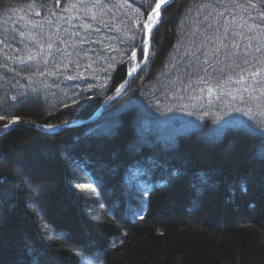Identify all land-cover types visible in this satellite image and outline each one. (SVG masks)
I'll return each mask as SVG.
<instances>
[{
  "label": "trees",
  "instance_id": "obj_1",
  "mask_svg": "<svg viewBox=\"0 0 264 264\" xmlns=\"http://www.w3.org/2000/svg\"><path fill=\"white\" fill-rule=\"evenodd\" d=\"M156 2L103 0V9L98 10L103 15L97 20L83 14L80 0H10L0 5V23L7 26V30L0 26L4 41L0 43V83L7 87L5 97H17L15 102L9 100L7 105L12 106L0 110L4 117L0 126L14 118L43 127L91 116L125 80L133 63L129 56L138 51L144 39L143 23ZM216 4L217 0H174L166 5L151 35L146 63L94 121L56 132L16 124L0 135L3 154L40 141L65 144L73 135L85 133L78 141L88 143L90 151L100 144L97 141L103 140L105 147L114 139L121 143L118 156L102 158L105 163L116 165L119 159H128L126 147L134 144L127 171L137 160L142 165L155 160L158 165L145 177L150 190L140 198L134 218L138 221L131 224L132 211H126L120 226L97 207L96 198L95 206H90L83 185L81 189L73 185L70 168L64 164L60 165L61 184L50 194L43 218L33 210L37 198L9 172V181L16 186L7 188L13 195L0 197V264H264L260 238V232L264 235V159L257 156L264 145V74H245L240 79L231 73L228 81L224 66L231 61L223 49L216 52L220 42L208 27L215 23L210 13ZM191 8L196 16L189 17L184 30H196L190 47L180 48L167 78L159 81L180 40L174 26ZM29 55L35 59L29 61ZM142 58L139 53L138 59ZM208 64L222 70L223 78L214 73L213 81L200 71ZM201 77L208 83H201ZM32 104L43 109L30 111ZM134 117L140 119L131 128ZM89 129L97 131L89 135ZM102 161L91 158L82 167L93 169ZM172 170L179 174L170 177ZM196 173L209 178L199 189L200 208H187L195 211L194 222L177 220L185 209L179 208L180 200ZM259 177L263 182L243 191L250 196L239 197L241 183L248 185L250 178ZM0 178V188L5 187L9 181L5 175ZM212 178L221 188L208 194ZM137 186L141 191L142 185ZM229 187L238 189L233 198ZM231 202L234 210L227 206ZM235 211L251 215V225L234 227Z\"/></svg>",
  "mask_w": 264,
  "mask_h": 264
},
{
  "label": "rangeland",
  "instance_id": "obj_2",
  "mask_svg": "<svg viewBox=\"0 0 264 264\" xmlns=\"http://www.w3.org/2000/svg\"><path fill=\"white\" fill-rule=\"evenodd\" d=\"M10 0H0V5H5ZM190 16H196L195 11L191 8L187 10L185 15L176 23L174 26V30H176L180 35V40L178 44L176 45L173 53L171 54L169 61L165 65V67L162 69L160 75H159V81H163L165 78H167L169 72L171 71L172 65L171 64L175 58L177 52L180 50V48H187L190 47V40L191 36L195 35L196 30H191L185 33V24L188 21ZM0 26L2 29L7 30V26L5 23H0ZM188 33L190 35H188ZM8 90L7 87H5V84L0 83V97H5ZM19 94H24L23 89L18 90ZM14 103H10L9 105H13ZM9 105H4V107H8ZM3 107V106H2ZM30 111H38L42 110L41 105H30L28 107ZM140 118L137 117L134 121L131 122V128L135 127L136 122ZM117 121V120H116ZM123 127L124 125L121 124ZM49 130V129H48ZM85 133L73 135L71 139L63 144H47L44 141L40 142H34V143H28L26 144L23 149L19 151L12 152L10 154H3L0 149V176L5 175V178L9 181L8 173L15 175L17 178L21 179L22 185L26 189L28 193L32 197L35 196L37 198V204L33 205V210L41 217L43 218L45 214V208L48 205V198H50V194L55 193L61 184V172H60V165L64 164L66 165L70 172L71 178L73 179V185L75 187H79L81 189V185L92 183L93 189H82L83 191H86L88 195H84L85 197H89L91 200V207H94L93 204L95 200H97L98 204L97 207L101 209L107 216L112 218L114 222H116V225H122L120 222V219H124L125 214L127 215V212H131L130 217V223L134 224V220L138 221L136 218L137 215H133V213H137L140 210L141 207V199L139 197L140 188L137 185H131L128 182V177L130 175V172L127 171V166L132 162V157L130 156L132 150V144L129 147H126V151L129 153L128 159L126 160H120L117 161L116 165H112V163H105V161H102L101 159H110L113 158L117 154V151H119L122 146L121 143L118 141H115L117 139H114L117 137L118 132L113 135L114 140H112V144H110V147L104 145L103 140L97 141L100 142L99 145H93L90 148L88 147V143L85 145L78 141L80 137H83ZM101 140V139H99ZM110 139L107 141L109 142ZM135 143V142H134ZM226 144V142L224 143ZM215 146V144H213ZM217 145H220L217 144ZM73 146V147H72ZM221 146V145H220ZM229 146V145H228ZM227 145L225 146V152L230 148ZM109 147V148H108ZM104 148L106 149V156H102L104 154ZM93 152V153H89ZM133 152V151H132ZM118 156V154H117ZM116 156V157H117ZM95 159L97 161H102V163L98 164L95 168L91 169V167L83 166L82 164H87L88 159ZM106 159V160H107ZM112 160V159H111ZM118 160V159H117ZM92 163V162H91ZM97 164V163H96ZM71 170V171H70ZM159 169L155 170L154 173H157ZM150 179L154 180V175ZM159 176V174H158ZM209 179V178H207ZM250 178L249 183L246 186L248 187V191H250V188H252V185H255L257 182L259 183L260 179H263L262 177L256 178ZM208 181V180H207ZM211 182V189H209L208 194H215V190H218L221 188L219 184H214L213 181H215V178H212ZM241 182V177H238L237 182L239 184ZM247 182V181H246ZM216 183V182H215ZM5 187L0 188V197L5 198L7 195H13V191L7 189L8 186L14 185L16 186V183L13 182L11 184V181L5 183ZM11 186V187H12ZM189 186V185H188ZM230 188V187H229ZM119 194L118 192L121 191ZM125 190V191H124ZM187 191L183 193V197L181 201V205H179V208L183 207V211L176 217L177 220H182L185 218H189V222H194L193 220V214L194 212L190 211L187 208H194L195 210L199 209L201 204V199H203V196L199 197L198 194H200L199 190L193 189L192 186L187 187ZM192 191L191 193L189 192ZM241 190V188H239ZM195 191V195L192 194ZM238 191L237 187L236 189L230 188V198L234 197V193ZM124 196H120L124 194ZM187 193L186 198H184L185 194ZM197 193V194H196ZM243 195L238 193L239 197H246L248 198L250 195L245 192H243ZM206 194V195H208ZM118 196H120L118 198ZM229 196V195H228ZM96 198L95 200H93ZM226 198V197H225ZM125 201V203H124ZM234 202V201H233ZM231 202L229 203L228 208L235 209V204ZM127 203V204H126ZM104 204V205H103ZM107 206H106V205ZM125 207H124V206ZM124 207V208H123ZM198 207V208H197ZM249 210V208H247ZM125 212V214L123 213ZM251 214L253 211H249ZM99 214V213H97ZM191 216V218H190ZM251 215H242L240 211H235L233 214V220L232 225L234 227L237 226H249L251 225L250 221ZM51 231L54 232L53 229ZM56 234V233H54ZM60 234V233H59ZM62 234V233H61ZM260 238L264 241V235L260 232ZM61 237V236H59ZM99 254V253H98Z\"/></svg>",
  "mask_w": 264,
  "mask_h": 264
},
{
  "label": "snow or ice",
  "instance_id": "obj_3",
  "mask_svg": "<svg viewBox=\"0 0 264 264\" xmlns=\"http://www.w3.org/2000/svg\"><path fill=\"white\" fill-rule=\"evenodd\" d=\"M80 3L83 5V14L90 16L91 19L97 20L98 17L103 15V0H80ZM161 4L157 3L155 8L152 9V12L148 15L147 20L143 23V28L145 30V38L141 40L140 47L138 49L140 55L147 59L148 52L146 49L150 47V37L152 27L155 25L156 21L160 15ZM223 9V11H220ZM210 15L215 19L214 24H209L208 27L216 33L215 39H218L220 44L216 48V52H221L223 49V55L229 59L231 62L226 64L224 67L228 70V81L232 80L231 73H235L236 76L243 79L245 74L249 76H261L264 74V0H217L216 6L213 8ZM231 17V19H229ZM208 17H205L207 19ZM103 23V20H100ZM137 25H140V22L137 21ZM89 27H91L89 25ZM105 27H108L105 25ZM97 32L100 31L99 28L96 29ZM14 38V37H13ZM135 39V37H132ZM3 40H0V43H3ZM88 41L82 40L81 43H87ZM51 48V45H49ZM60 51V49H57ZM51 55V53H48ZM11 59V57H9ZM35 59L34 56L29 55L28 60L31 61ZM129 59L135 61L137 59L136 51H132ZM23 63V61H21ZM79 67V65H77ZM212 69V73H209V69ZM249 69H256V71H249ZM136 69L133 68L129 72V75L132 74ZM195 70V69H194ZM200 71L208 73L209 79L216 81L217 77L213 75L214 73L219 74V78H223L224 72L218 68H214L212 64H208L207 67H202ZM68 79H73V77H68ZM201 83L207 84L208 80L204 77H201ZM217 87L221 85L217 83ZM124 87L121 84L117 89V93ZM213 91L209 87V92ZM255 91V89H253ZM112 99V97H109ZM9 100L15 102L17 101L16 96L12 97H0V110L3 109L2 106L9 103ZM75 102V101H73ZM68 105H65L67 107ZM0 119H4L3 116H0ZM18 118H14L15 122ZM63 123L67 124V121ZM8 124H5L3 127L8 128ZM50 128H56L58 125L45 126ZM259 127V125L257 126ZM97 129H89V135L94 134ZM262 135H264V128L261 129ZM257 156L261 159H264V145L257 151ZM155 160L150 162V165H142L139 160L135 164L129 166L130 175L128 177V182L131 185H142L141 191L139 192V197L142 199L146 194L147 190V180L145 177L149 175V172L152 168L157 167ZM141 168H144L145 171L141 172ZM179 173L176 170H172L168 173L170 177H175ZM2 179V178H0ZM166 182V180H165ZM207 183V178L199 173L193 175L192 187L195 190H199L200 187ZM84 188L93 189V184L88 183L83 185ZM242 191H247L246 184L243 182L240 185ZM141 210H143L141 208ZM133 215H136L134 212ZM143 219V216L139 217ZM81 260H85L80 253H77ZM91 264V262H87Z\"/></svg>",
  "mask_w": 264,
  "mask_h": 264
},
{
  "label": "water",
  "instance_id": "obj_4",
  "mask_svg": "<svg viewBox=\"0 0 264 264\" xmlns=\"http://www.w3.org/2000/svg\"><path fill=\"white\" fill-rule=\"evenodd\" d=\"M171 1H173V0H164V1H162L160 4H161V7H160V10H161V8L163 7V6H165L166 4H168V3H170ZM157 22H158V20H157ZM156 22V23H157ZM156 25V24H155ZM155 25H154V27H155ZM131 75H129V73H128V76L127 77H130ZM127 84V80H125V82L123 83V85H124V87H125V85ZM123 87V88H124ZM122 88V89H123ZM121 89V90H122ZM120 90V91H121ZM118 93H117V91H115V93H113V94H111L109 97H114L115 95H117ZM109 97L108 98H106V100L102 103V105L100 106V108L97 110V112L92 116V117H90V118H86V119H75V120H72L70 123H67V124H79V123H86V122H89L90 120H93V119H95L100 113H101V111H102V109L104 108V106L111 100V99H109ZM18 124H25V125H29V126H32V127H37L34 123H30V122H23V121H20V122H17ZM14 124H16V123H12V124H9V126H8V128H6V129H9L11 126H13ZM67 124H65V125H67ZM59 126H62V125H58V127ZM2 129H5L4 127H1Z\"/></svg>",
  "mask_w": 264,
  "mask_h": 264
},
{
  "label": "bare ground",
  "instance_id": "obj_5",
  "mask_svg": "<svg viewBox=\"0 0 264 264\" xmlns=\"http://www.w3.org/2000/svg\"><path fill=\"white\" fill-rule=\"evenodd\" d=\"M124 191H125V190H124ZM120 192H122V190H121V191H119V192H118V194H119ZM208 192H209V191H208ZM124 195H125V193H124V194H122V195H120V196H124ZM120 196H118V198H119ZM186 196H187V193L185 194L184 198H186Z\"/></svg>",
  "mask_w": 264,
  "mask_h": 264
}]
</instances>
